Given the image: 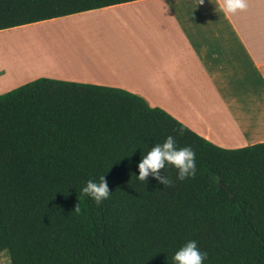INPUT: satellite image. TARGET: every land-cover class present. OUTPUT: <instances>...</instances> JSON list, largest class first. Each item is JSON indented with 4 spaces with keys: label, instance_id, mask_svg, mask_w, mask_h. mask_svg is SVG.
<instances>
[{
    "label": "trees",
    "instance_id": "trees-1",
    "mask_svg": "<svg viewBox=\"0 0 264 264\" xmlns=\"http://www.w3.org/2000/svg\"><path fill=\"white\" fill-rule=\"evenodd\" d=\"M137 0H0V31ZM173 135L197 173L171 186L137 164ZM105 176L109 199L81 195ZM79 203V211L75 207ZM264 264V143L225 149L127 91L38 78L0 95V253L11 264Z\"/></svg>",
    "mask_w": 264,
    "mask_h": 264
},
{
    "label": "crops",
    "instance_id": "crops-1",
    "mask_svg": "<svg viewBox=\"0 0 264 264\" xmlns=\"http://www.w3.org/2000/svg\"><path fill=\"white\" fill-rule=\"evenodd\" d=\"M220 3L137 0L89 11L111 15L118 27L101 28L104 40L77 37L86 52L57 61L54 74L14 83L0 66V95L38 78L117 88L216 146L264 143V0L230 15Z\"/></svg>",
    "mask_w": 264,
    "mask_h": 264
},
{
    "label": "rangeland",
    "instance_id": "rangeland-1",
    "mask_svg": "<svg viewBox=\"0 0 264 264\" xmlns=\"http://www.w3.org/2000/svg\"><path fill=\"white\" fill-rule=\"evenodd\" d=\"M117 27L118 22L111 21V15L88 12L9 29L0 33V66L11 71L14 83L40 74H54L51 68L57 61L66 60L72 52H86L79 47L77 37L104 40L100 29ZM106 36V41H111L112 37L107 33ZM89 49L93 50V46ZM0 264H11L4 252L0 253Z\"/></svg>",
    "mask_w": 264,
    "mask_h": 264
},
{
    "label": "clouds",
    "instance_id": "clouds-1",
    "mask_svg": "<svg viewBox=\"0 0 264 264\" xmlns=\"http://www.w3.org/2000/svg\"><path fill=\"white\" fill-rule=\"evenodd\" d=\"M203 3V0H199ZM248 7L247 0H222L219 9L225 14H236ZM138 181H147L151 175L158 183L171 186L173 181L162 174V169L171 168L176 172V180L185 181L195 177L197 173L196 153L189 146H179L173 135H168L162 142L155 143L150 147L137 164ZM81 195L90 198L99 206L103 201L109 199L112 193L107 185L105 176L99 177V182L89 179L81 188ZM79 203L75 210L78 212ZM208 254L198 247L197 241L189 239L184 242L172 255V264H204Z\"/></svg>",
    "mask_w": 264,
    "mask_h": 264
},
{
    "label": "bare ground",
    "instance_id": "bare-ground-1",
    "mask_svg": "<svg viewBox=\"0 0 264 264\" xmlns=\"http://www.w3.org/2000/svg\"><path fill=\"white\" fill-rule=\"evenodd\" d=\"M47 62V61H46ZM18 67V66H17ZM11 72V71H10Z\"/></svg>",
    "mask_w": 264,
    "mask_h": 264
}]
</instances>
